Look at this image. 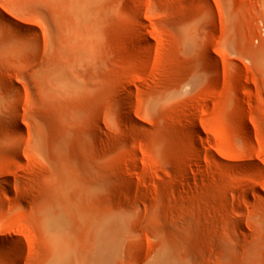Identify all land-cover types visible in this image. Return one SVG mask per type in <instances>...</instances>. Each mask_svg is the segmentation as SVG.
I'll list each match as a JSON object with an SVG mask.
<instances>
[{"label": "rangeland", "instance_id": "rangeland-1", "mask_svg": "<svg viewBox=\"0 0 264 264\" xmlns=\"http://www.w3.org/2000/svg\"><path fill=\"white\" fill-rule=\"evenodd\" d=\"M0 264H264V0H0Z\"/></svg>", "mask_w": 264, "mask_h": 264}, {"label": "bare ground", "instance_id": "bare-ground-1", "mask_svg": "<svg viewBox=\"0 0 264 264\" xmlns=\"http://www.w3.org/2000/svg\"><path fill=\"white\" fill-rule=\"evenodd\" d=\"M244 124V123H243ZM185 164H191L190 161H185ZM110 238L114 241H117L119 237L121 236V225L120 220H118L116 217L110 221Z\"/></svg>", "mask_w": 264, "mask_h": 264}]
</instances>
